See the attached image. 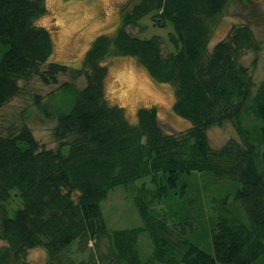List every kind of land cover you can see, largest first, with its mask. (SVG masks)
Masks as SVG:
<instances>
[{
	"label": "trees",
	"instance_id": "16d2710c",
	"mask_svg": "<svg viewBox=\"0 0 264 264\" xmlns=\"http://www.w3.org/2000/svg\"><path fill=\"white\" fill-rule=\"evenodd\" d=\"M229 1L122 5L115 32L98 36L73 68L49 62L53 39L37 25L48 12L45 0H0V264H34L35 250L45 252L42 264H257L264 256V80L256 84L244 64L260 42L238 25L209 48ZM147 16L155 26L171 25V52H163L161 36L129 31L144 32ZM118 57L136 59L173 86L174 111L192 126L165 132L156 108L139 109L133 124L111 104L107 64ZM34 79L54 88L45 100L32 96L37 113L56 123L57 149L43 148L27 123L9 119L7 107ZM229 123L240 141L214 149L209 129ZM204 172L240 184L234 198L211 199L213 255L187 238L190 219L158 209L183 178ZM118 187L132 195L141 227H108L102 203ZM13 192L22 204L15 210Z\"/></svg>",
	"mask_w": 264,
	"mask_h": 264
},
{
	"label": "rangeland",
	"instance_id": "374dc122",
	"mask_svg": "<svg viewBox=\"0 0 264 264\" xmlns=\"http://www.w3.org/2000/svg\"><path fill=\"white\" fill-rule=\"evenodd\" d=\"M48 12L38 21V26L46 28L52 36L54 52L49 62L79 68L92 42L100 35L115 32L121 22V6L132 4L136 0H45ZM145 30L130 28L134 35L149 38L159 35L163 40L165 54L173 50L169 42L171 25L155 26L150 16L142 20ZM248 25L260 42L258 51H251L244 58V64L251 69L256 84L264 80V0H230L219 23L214 29L210 50L223 40L233 26ZM256 61V65L253 62ZM106 95L111 104L124 108L127 118L137 122V113L141 108H156L160 125L165 132L180 133L187 131L192 123L180 117L174 111L175 89L170 84L157 82L138 61L131 57H118L108 61ZM69 81L68 76L61 77ZM26 93L15 99L8 107L9 119L16 123H27L40 145L46 149H57L58 142L53 138L54 120L44 119L34 108V93L43 94L44 100L53 87L42 85L37 79L30 81ZM251 120V119H250ZM249 121L250 128L260 123ZM209 141L214 149L222 148L228 140L240 141L234 126L213 127L208 131ZM139 181L138 184H141ZM240 184L211 172L193 173L183 178L176 189L158 209L176 214L177 219L188 218L193 222V230L187 238L207 253L213 255L212 229L216 221L211 207L212 198H234ZM13 192L9 208L15 210L21 202ZM103 214L112 230L133 229L142 226V220L132 195L124 187L112 190L102 203ZM149 240L142 236L141 248L144 255L149 251ZM2 243L0 242V247ZM34 264L45 261V252L35 250L30 253ZM264 264V256L257 262Z\"/></svg>",
	"mask_w": 264,
	"mask_h": 264
}]
</instances>
